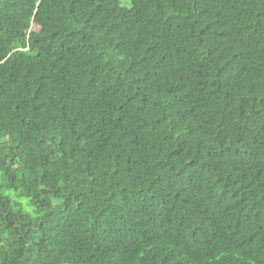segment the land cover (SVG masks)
<instances>
[{
  "label": "trees",
  "instance_id": "obj_1",
  "mask_svg": "<svg viewBox=\"0 0 264 264\" xmlns=\"http://www.w3.org/2000/svg\"><path fill=\"white\" fill-rule=\"evenodd\" d=\"M0 264H264V0H0Z\"/></svg>",
  "mask_w": 264,
  "mask_h": 264
}]
</instances>
